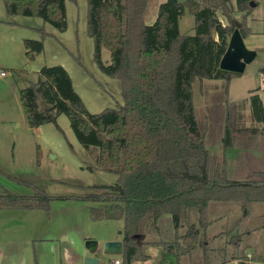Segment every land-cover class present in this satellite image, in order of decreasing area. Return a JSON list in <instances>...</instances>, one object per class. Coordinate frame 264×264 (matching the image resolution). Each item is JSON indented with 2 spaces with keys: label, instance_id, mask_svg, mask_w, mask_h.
<instances>
[{
  "label": "trees",
  "instance_id": "1",
  "mask_svg": "<svg viewBox=\"0 0 264 264\" xmlns=\"http://www.w3.org/2000/svg\"><path fill=\"white\" fill-rule=\"evenodd\" d=\"M65 1L78 0H3V4L8 15L40 18L64 32ZM149 1L87 0V35L94 44V61L101 73L119 81L122 105L89 113L61 66L43 67L37 81L19 92L30 128L56 124L57 117L65 115L79 144L98 149L95 169L117 176L116 183L92 187L94 192L83 197L57 198L12 178L29 185L33 194L3 191L0 210L48 213L51 202L59 199L98 203L89 210L91 221L123 223V264L145 261L142 248L149 245H161L176 257L201 249L205 264H210L211 218L219 205L235 204L242 216L227 232L231 238L228 249L222 250L226 254L222 264L234 260L264 264V247L258 250L250 242L264 223L232 236L243 221L254 218L256 205H264V104L258 95L250 97L252 122L263 126H246L242 106L229 102V81L238 74L220 69L235 24H241L245 38L249 35L252 0H235V4L232 0H167L147 25ZM185 10L195 18L194 36L179 33ZM236 12L245 14L238 19ZM39 33L47 35L43 30ZM42 37L24 41L30 61L43 51ZM103 49L110 53L108 65L101 61ZM210 81L223 83L219 92L207 96L202 127L194 85L199 83L203 92ZM228 148L239 150L232 167L224 153ZM36 163H40L39 150ZM166 216L172 217L175 227H184V234L173 242L145 241L148 223ZM258 218L264 220V214ZM246 236L250 238L245 245Z\"/></svg>",
  "mask_w": 264,
  "mask_h": 264
},
{
  "label": "rangeland",
  "instance_id": "2",
  "mask_svg": "<svg viewBox=\"0 0 264 264\" xmlns=\"http://www.w3.org/2000/svg\"><path fill=\"white\" fill-rule=\"evenodd\" d=\"M166 1H149L145 16L147 25L155 21L160 5ZM259 1L260 5L249 14V35L245 38L246 47L256 51L257 56L243 74L232 76L229 81V101L247 110L251 108V94L258 95L264 104V0L251 2ZM64 6L67 26L64 32H59L40 18L8 15L3 0H0V194L6 191L31 196L33 189L29 185H32L48 196L78 198L93 193L92 187L116 183L117 176L95 169L94 157L98 149H85L79 144L65 115H59L56 124L47 123L32 129L27 125L21 107L19 92L37 81L40 69L56 66L67 72L75 93L89 113L97 114L122 105L119 81L101 73L94 61V44L87 35V0L65 1ZM218 15L226 22L220 12ZM195 26L194 16L185 10L178 22L179 33L194 36ZM39 30L47 35L42 37ZM41 37L43 51L30 61L25 56L24 41H38ZM101 61L105 65L110 63V53L105 49L101 51ZM194 91L197 118L204 127L205 104H202L204 99L198 84L194 85ZM250 117L246 112L247 124ZM37 150L39 165L36 163ZM12 178L29 185L19 184ZM263 206L256 205L254 215ZM97 207L98 203L59 199L51 202L48 213L0 212V264H86L87 259L95 260L96 264H114L118 259L123 264V254H108L105 250L106 243L122 242L123 223L91 221L89 210ZM218 208L220 217H226L216 220L212 216L214 222L208 230L210 235L213 231L226 234L242 216L238 205H219ZM197 219L193 216L192 220ZM257 219L256 227H260L264 220ZM177 229L172 217L166 216L164 220L148 223L145 241L172 242ZM179 230L184 233L182 228ZM256 237L252 244L259 250L264 247V229ZM88 242L95 243L93 250L87 248ZM218 243V247L227 245L221 239ZM144 248L142 252L150 259L132 264H188L172 253L162 251L161 254V248Z\"/></svg>",
  "mask_w": 264,
  "mask_h": 264
},
{
  "label": "crops",
  "instance_id": "3",
  "mask_svg": "<svg viewBox=\"0 0 264 264\" xmlns=\"http://www.w3.org/2000/svg\"><path fill=\"white\" fill-rule=\"evenodd\" d=\"M233 1V3L235 4L236 2H235V0H232ZM260 5V1H259V3H258V6ZM245 13H239V12H236L235 13V17L236 18H238V19H240L241 18V16L242 15H244ZM249 17V16H248ZM220 82V81H219ZM222 82V81H221ZM198 84V86L200 87V85H199V83H197ZM209 84H210V87L208 88V90L206 89V88H204V89H202V91L203 92H201L200 91V94H201V97H203V99L204 100H202V104H206V102H205V100H207L208 98H207V96L208 95H212V94H215V93H217V92H219L220 90H221V88H222V83H220V84H218L216 81H210L209 82ZM251 95H253V94H251ZM230 102V101H229ZM200 103H201V100H200ZM230 103H232V102H230ZM238 105V104H237ZM203 109H204V111H205V105L203 106ZM206 112H207V110H206ZM248 113V114H250L251 115V121H249L250 123L249 124H247L245 121H246V119L244 118L243 119V121L242 122H244L245 123V125L246 126H248V127H251V126H254V125H258V126H263V124H255V123H253L252 122V109L250 108V110H247L246 108L244 109L243 107H242V110H241V113H242V115L245 117V113ZM204 113V112H203ZM225 156H226V158H227V160H228V163H229V165L232 167L233 165H234V162H235V160H236V158H237V156H238V153H239V150L238 149H235V148H228V149H226L225 150ZM3 211H14V210H0V212H3ZM218 212H219V210L216 212V214L214 215V217L216 218V220H220V219H224L226 216L224 215L223 217H220V214H218ZM228 214V213H227ZM262 214H264V206L262 207V208H260V211L258 212V214L257 215H254V211H253V215H254V218L253 219H249V220H245V221H243L242 223H241V225H239V227L234 231V233L232 234V236H234V235H236L238 232H240V233H245L246 231H247V229H249V228H257L256 226H257V218L260 216V215H262ZM241 218V217H240ZM240 218H239V220H240ZM164 219H166V217L165 218H163V220ZM238 220V221H239ZM214 222V221H213ZM237 223V222H236ZM212 226V225H211ZM210 226V227H211ZM209 227V228H210ZM180 228H182V230H184V232H185V228L184 227H180ZM179 228V229H180ZM179 229H177V231L174 233V238H173V241L174 240H176L177 239V237H179V236H182L184 233H183V231L181 232V230H179ZM209 230V229H208ZM258 233H255L254 235H253V240L252 241H250L251 243L254 241V242H256V240H257V238L258 237H256V235H257ZM213 235V236H212ZM212 235H210L209 234V232H208V236H209V238H211L212 239V241L210 242V245H211V251H209L208 252V259H209V262H210V264H222L223 263V259L226 257V254L224 253H222V250H225L226 251V249H228L225 245H224V247L222 246V247H218L219 246V243H218V239H221V241L223 242V243H225V244H227L229 241H230V238H231V236L230 237H227L228 236V234L226 233H221V232H219V231H213V233H212ZM250 237L249 236H246L245 238H244V240H243V242H242V244H249V241L247 240V239H249ZM172 241V242H173ZM152 242H157V241H152ZM151 242V243H152ZM158 242H160V241H158ZM163 242H167V241H163ZM253 242V243H254ZM122 243V242H121ZM181 243L182 242H180V245H181ZM147 247H158V248H161L162 250H161V254H162V251H164L165 252V250H164V247H162L161 245H149V246H147ZM146 249V248H145ZM144 249V250H145ZM249 252V253H248ZM251 252H252V250L251 249H248V250H246V255L249 257H251ZM116 254L117 255H121L122 254V250L120 251V252H116ZM146 255V254H145ZM147 256V259L145 260V261H147V260H149L150 259V256H148V255H146ZM178 258V260H182L183 261V263L185 262V263H192L193 264V262L195 261V264H205L206 262H207V260H206V262H205V255H204V253L202 252V250L201 249H199V250H197V251H194L193 253H191V254H186V255H183V256H180V257H177ZM116 260H118V259H116ZM115 260V261H116ZM119 261V260H118ZM181 261V262H182ZM202 261V262H201ZM120 262V261H119ZM236 262H238V260H234V261H232V264L234 263H236ZM120 264H121V262H120ZM179 264H180V262H179Z\"/></svg>",
  "mask_w": 264,
  "mask_h": 264
},
{
  "label": "water",
  "instance_id": "4",
  "mask_svg": "<svg viewBox=\"0 0 264 264\" xmlns=\"http://www.w3.org/2000/svg\"><path fill=\"white\" fill-rule=\"evenodd\" d=\"M250 5L254 8L258 3L251 2ZM256 56V51L248 50L246 47L245 34L241 29V24L237 22L230 37L228 48L221 59L220 69L233 74H243L247 66L255 60ZM136 237L139 238V236ZM86 246L90 250H93L96 245L94 242H88ZM105 250L108 254H116V252L122 250V243H106ZM96 263L93 259L86 260V264Z\"/></svg>",
  "mask_w": 264,
  "mask_h": 264
},
{
  "label": "built area",
  "instance_id": "5",
  "mask_svg": "<svg viewBox=\"0 0 264 264\" xmlns=\"http://www.w3.org/2000/svg\"><path fill=\"white\" fill-rule=\"evenodd\" d=\"M262 75L264 76V71L262 72ZM263 91H264V87H263ZM249 258H250V256H249ZM238 263H239V261L236 262L235 264H238ZM114 264H120V262L118 260H116V261H114Z\"/></svg>",
  "mask_w": 264,
  "mask_h": 264
}]
</instances>
